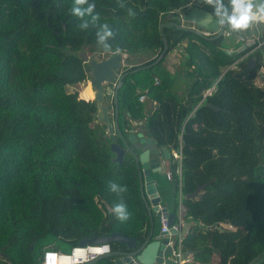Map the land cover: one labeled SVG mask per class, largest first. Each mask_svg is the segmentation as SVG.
<instances>
[{
  "label": "trees",
  "instance_id": "obj_1",
  "mask_svg": "<svg viewBox=\"0 0 264 264\" xmlns=\"http://www.w3.org/2000/svg\"><path fill=\"white\" fill-rule=\"evenodd\" d=\"M95 4L98 24L116 31L110 50L96 43L98 24L78 27L73 0H0V264H38L36 245L49 237L72 246L119 232L139 246L156 229L133 155L125 149L116 160L96 102L67 90L89 80L85 51L137 56L125 67L117 92L118 127L126 136L131 121L143 122L145 135L168 154L161 153L158 171L172 173L175 220L179 203L184 207L183 251H193L199 264H213L214 258L215 264H264V86L256 83L258 77L264 81V24L251 43L238 39L231 51L224 44L227 29L212 38L164 26L166 51L145 67L163 49L161 23L180 24V15L192 6L212 9L201 0ZM176 49L185 53L182 65L190 67L184 74L162 65ZM251 57L254 67L247 64ZM141 93L154 104L147 116ZM111 106L114 121L113 97ZM110 182L127 185L122 196L131 217L125 222L112 213L119 197L109 190ZM203 183L196 196H188ZM110 247L128 250L116 241ZM115 257L93 264H116Z\"/></svg>",
  "mask_w": 264,
  "mask_h": 264
},
{
  "label": "water",
  "instance_id": "obj_2",
  "mask_svg": "<svg viewBox=\"0 0 264 264\" xmlns=\"http://www.w3.org/2000/svg\"><path fill=\"white\" fill-rule=\"evenodd\" d=\"M211 12L200 7L192 6L187 12L180 15L181 21L189 22L192 26L178 24L173 21L160 24V31L163 39V49L159 53L158 57L145 66H152L160 61L163 57L166 48L167 40L163 34V27L168 25H174L179 28L194 31L200 35L208 36L212 35V38H217L221 34V29H219L215 23L208 26L200 25L201 19ZM168 17H170L168 15ZM83 59L88 64L89 71V83L93 89V100L96 102V116L99 120L105 122L108 132L111 134V149L115 153V159L121 161L127 149L134 157L135 163L137 165L139 174L144 176L145 187H142V195L144 197V191L150 198V202L157 204L160 201V197L156 188L154 186V180L150 175V171H158L161 168L162 152H165L164 148H159L155 143L153 138L147 137L144 132L136 131L130 129L125 136L120 132L118 127V115L119 108L117 103V92L122 85L123 77L128 73V71L121 72V68L127 62V58L123 56L121 52H116L112 55L105 56L99 52H95L89 56L82 54ZM249 67L255 66V58L251 57L247 60ZM140 69L138 67L136 70ZM116 83L112 85V82ZM112 93L114 100V121L109 119V109L106 104H104L103 95ZM209 106L214 110L219 108L211 103ZM94 122H90V126H93ZM117 134L123 141L124 148L116 143ZM159 155V156H158ZM168 156L165 152V157ZM207 183L199 184L196 189L188 194L189 197L196 196L200 190H202ZM146 207L148 209L149 217L152 224V213L150 211V206L147 202ZM162 211L168 215L169 223L172 224L174 221V214L168 212L166 207H163ZM173 232V229L171 230ZM120 242L126 245L128 250H113L102 256L95 258L88 262V264H93L96 260L115 255L116 264H176V262L169 256L170 246L167 244V235L159 232L156 236H153V228L150 229L149 234L145 238L144 242L137 246V242L132 237L124 236L119 232H113L111 234H105L102 236L92 235L90 237L82 238L78 244H93V243H111ZM193 251H186L185 254H192Z\"/></svg>",
  "mask_w": 264,
  "mask_h": 264
},
{
  "label": "clouds",
  "instance_id": "obj_3",
  "mask_svg": "<svg viewBox=\"0 0 264 264\" xmlns=\"http://www.w3.org/2000/svg\"><path fill=\"white\" fill-rule=\"evenodd\" d=\"M201 2L212 11L201 19L200 25L208 26L215 23L221 29L220 34H224V30L227 29L226 35L229 38L233 34L249 30L254 25L264 24V0H201ZM95 9V0H73L70 11L80 20L78 27L86 30L90 25L97 26L100 20V15ZM127 15L135 18L137 13L133 8H128ZM95 35L97 45L110 50L109 41L115 37L116 31L108 23H102L98 24ZM109 190L119 197L112 207V213L120 222L129 220L131 213L122 196L128 191L127 185L110 182Z\"/></svg>",
  "mask_w": 264,
  "mask_h": 264
},
{
  "label": "built area",
  "instance_id": "obj_4",
  "mask_svg": "<svg viewBox=\"0 0 264 264\" xmlns=\"http://www.w3.org/2000/svg\"><path fill=\"white\" fill-rule=\"evenodd\" d=\"M157 82L158 80L155 78V83ZM207 93H210V90ZM138 98L140 101H144L146 98L145 93H141ZM175 155L177 156V154ZM166 176L168 179H171L172 173L167 171ZM180 198L181 193L179 191L178 199L180 200ZM156 209L158 212L160 232L167 235V244L170 246L169 256L176 264H199L191 254H185L182 249V240L186 234V224L183 220V214L179 213L177 219H174L173 223L170 224L168 215L162 211L163 206L159 202L156 204ZM228 227L233 228L231 225H228ZM172 229L173 232L171 231ZM110 251V243L75 244L67 252L59 249H46L42 252L40 261L41 264H88L91 260Z\"/></svg>",
  "mask_w": 264,
  "mask_h": 264
},
{
  "label": "rangeland",
  "instance_id": "obj_5",
  "mask_svg": "<svg viewBox=\"0 0 264 264\" xmlns=\"http://www.w3.org/2000/svg\"><path fill=\"white\" fill-rule=\"evenodd\" d=\"M180 21H181V18H180ZM182 22V21H181ZM183 25H188L190 26L189 22L188 23H182ZM260 25L262 24H258L257 25H254L252 28H250L247 32H245V35H237V36H233L231 38H225L224 39V44L226 46V49L228 51H231L235 48V46H233L234 44H236V40L238 39H244L246 44L248 43H251L256 37H257V27H260ZM245 44V45H246ZM87 51L83 52L84 54L86 53ZM88 54V52H87ZM124 57L127 58V62L125 63L124 67H127L129 66V63L131 61H133L134 59H136L137 56H134L133 54L131 55L130 53H122ZM184 56H185V53L181 50H173L171 51L167 57L165 58V60L163 61L162 65L168 69L169 71L171 72H174L175 70L179 69L181 70V72L186 73L187 70L190 69V67L186 64L182 65V61H185L184 60ZM189 68V69H188ZM260 72L264 75V65L261 67L260 69ZM115 83V81H113ZM256 83L258 86L260 87H263L264 86V81L261 77H258L256 79ZM67 90L68 91H76L78 96L80 98H84V99H92L93 98V89L91 88V85L89 83V80H84V81H81V82H77V83H74L72 85H69L67 87ZM83 92H87V96L84 97L82 94ZM86 95V94H85ZM110 99H111V95L110 94H107L105 96V101L107 104H110ZM146 99H144L145 101ZM146 103V111H145V114L146 116L149 114V110H151L153 108V103H151L150 101H148V99L145 101ZM110 110H111V104H110ZM112 111V110H111ZM111 111L109 112V115H110V118L112 119L111 117ZM131 129L133 130H140V131H145V125L143 122L139 121H131ZM180 205V208L182 210V213H184V207L183 205L181 204V202L179 203ZM52 243L55 244L56 248L63 251V252H67L70 250L71 248V244L70 243H67V242H63L61 240H58V239H54L53 237H49V238H46L45 240H42L41 242H39L37 245H36V248H35V258L37 259V263L38 264H41V261H40V258H41V254L44 250L50 248L52 246ZM217 262V258H214L212 260V263L215 264Z\"/></svg>",
  "mask_w": 264,
  "mask_h": 264
},
{
  "label": "crops",
  "instance_id": "obj_6",
  "mask_svg": "<svg viewBox=\"0 0 264 264\" xmlns=\"http://www.w3.org/2000/svg\"><path fill=\"white\" fill-rule=\"evenodd\" d=\"M140 131V130H137ZM144 132V131H140ZM145 133V132H144ZM164 166L167 167V161H163ZM167 170H163L161 172L159 171H150V175L152 176L154 180V186L156 188V191L158 192V195L160 197L159 204L163 207H166L168 212H172L174 214V193H173V188L171 186V181L170 179L167 178L166 172ZM142 187H145V182H144V176L142 175ZM144 197L146 199V202L150 206V210L153 211L154 213V218H155V223H156V229H153V236H156L159 232L160 229L159 227V220H158V212L156 209V204H153L150 202L149 196L146 194L144 191ZM183 214L181 208L178 206L177 212L175 213L176 216L178 214ZM192 255V254H191ZM193 256V255H192Z\"/></svg>",
  "mask_w": 264,
  "mask_h": 264
},
{
  "label": "flooded vegetation",
  "instance_id": "obj_7",
  "mask_svg": "<svg viewBox=\"0 0 264 264\" xmlns=\"http://www.w3.org/2000/svg\"><path fill=\"white\" fill-rule=\"evenodd\" d=\"M182 23H188V22H181V24ZM190 26H192V24L190 23L189 24ZM124 71H126L125 70V67L123 66L122 68H121V72H124ZM116 83V82H115ZM114 84V82H112V85ZM105 94L103 95V99H104V104H106L107 106H108V109H109V112L112 110V106H111V110H110V104H111V99H110V104H107L106 103V101H105V96L107 95V93L106 92H104ZM110 95H111V98L113 97V95H112V93H109Z\"/></svg>",
  "mask_w": 264,
  "mask_h": 264
}]
</instances>
